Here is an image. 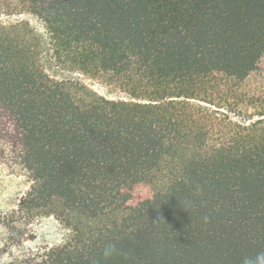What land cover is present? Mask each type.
Here are the masks:
<instances>
[{"label": "trees", "instance_id": "obj_1", "mask_svg": "<svg viewBox=\"0 0 264 264\" xmlns=\"http://www.w3.org/2000/svg\"><path fill=\"white\" fill-rule=\"evenodd\" d=\"M0 177V264L255 261L264 0H0Z\"/></svg>", "mask_w": 264, "mask_h": 264}, {"label": "rangeland", "instance_id": "obj_2", "mask_svg": "<svg viewBox=\"0 0 264 264\" xmlns=\"http://www.w3.org/2000/svg\"><path fill=\"white\" fill-rule=\"evenodd\" d=\"M21 19L23 20H27L29 22V24L37 31V33L39 34H43L44 33V29H43V25L42 23L36 19L35 17L33 16H30V15H24L21 17ZM50 74L53 75L54 77L56 78H64V77H67V78H75V79H78L80 80L81 82H83L85 85H87L88 87H90L91 89H93L94 91H96L98 94L100 95H103V96H108L107 94V91L108 89L105 87V85H103L102 83H100L99 81L95 80V79H92V78H89L88 76H85L81 73H78V72H56L53 68H50ZM2 177H0L1 179ZM8 179L4 178L0 181V184L1 185H7V189L11 190V189H15V191H18V189L21 187V186H18L16 181H11V183H8L7 181ZM9 184H11L9 186ZM3 196L0 195V207H4V208H9L12 206L13 203L16 202V199L14 200L11 199V200H3ZM1 209V208H0ZM53 230V229H51ZM50 230V231H51ZM61 238V235L60 234H54V241H58L59 239Z\"/></svg>", "mask_w": 264, "mask_h": 264}, {"label": "clouds", "instance_id": "obj_3", "mask_svg": "<svg viewBox=\"0 0 264 264\" xmlns=\"http://www.w3.org/2000/svg\"><path fill=\"white\" fill-rule=\"evenodd\" d=\"M109 253L106 251L105 255H108ZM244 264H264V254H260L255 258V261L245 259Z\"/></svg>", "mask_w": 264, "mask_h": 264}]
</instances>
